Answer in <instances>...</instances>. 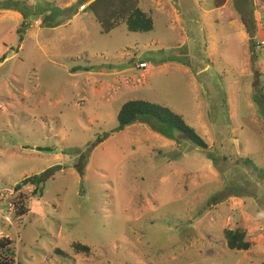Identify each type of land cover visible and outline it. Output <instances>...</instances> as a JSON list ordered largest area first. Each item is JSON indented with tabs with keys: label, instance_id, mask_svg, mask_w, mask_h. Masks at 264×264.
<instances>
[{
	"label": "rangeland",
	"instance_id": "374dc122",
	"mask_svg": "<svg viewBox=\"0 0 264 264\" xmlns=\"http://www.w3.org/2000/svg\"><path fill=\"white\" fill-rule=\"evenodd\" d=\"M7 1L0 239L16 262L263 264L264 0H140L153 29L108 33L89 0ZM130 100L169 107L208 148L150 124L118 131ZM44 172L41 213L17 218L14 201L34 196L15 185ZM226 229L250 247L230 249Z\"/></svg>",
	"mask_w": 264,
	"mask_h": 264
},
{
	"label": "trees",
	"instance_id": "16d2710c",
	"mask_svg": "<svg viewBox=\"0 0 264 264\" xmlns=\"http://www.w3.org/2000/svg\"><path fill=\"white\" fill-rule=\"evenodd\" d=\"M18 1L9 0L5 3L4 8L18 10ZM140 0H90L88 9L99 22L104 33L125 23L127 29L132 32H147L153 29V19L146 12L139 8ZM24 17V15H23ZM43 22L46 26H51V20L48 16L44 17ZM245 24L246 20H245ZM28 27L23 20L19 32ZM250 32V30H249ZM90 67L77 66L71 69L72 73L76 71H89ZM117 130H124L126 126L135 123L150 124L155 130L162 135L172 138L174 132L179 131L188 138L195 146L206 150L207 143L197 133V131L188 125L183 117L171 110L169 107L145 101L130 100L125 102L117 113ZM211 158H213L212 155ZM48 179L47 174H35L32 177H26L15 185V190L19 191L23 186H33L31 192L34 199L30 207L25 206L24 199L14 201V214L17 218L24 217L27 212L33 211L36 215L41 213L40 198L43 196V182ZM225 237L227 246L230 249L247 250L250 247L244 231L239 229H226ZM75 248L87 252L88 246L76 243ZM62 253L61 250H59ZM16 253L12 246V240L8 238L0 239V264H20L16 262ZM264 264V263H263Z\"/></svg>",
	"mask_w": 264,
	"mask_h": 264
},
{
	"label": "built area",
	"instance_id": "2783aa9c",
	"mask_svg": "<svg viewBox=\"0 0 264 264\" xmlns=\"http://www.w3.org/2000/svg\"><path fill=\"white\" fill-rule=\"evenodd\" d=\"M138 67L144 69L147 67V62L146 61H141L137 64Z\"/></svg>",
	"mask_w": 264,
	"mask_h": 264
},
{
	"label": "crops",
	"instance_id": "0c3cea01",
	"mask_svg": "<svg viewBox=\"0 0 264 264\" xmlns=\"http://www.w3.org/2000/svg\"><path fill=\"white\" fill-rule=\"evenodd\" d=\"M89 3H90V0H89L88 4H86L84 7H88ZM142 61H144V60H142Z\"/></svg>",
	"mask_w": 264,
	"mask_h": 264
}]
</instances>
